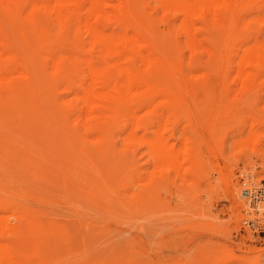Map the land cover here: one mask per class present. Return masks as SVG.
Masks as SVG:
<instances>
[{"label": "rangeland", "instance_id": "1", "mask_svg": "<svg viewBox=\"0 0 264 264\" xmlns=\"http://www.w3.org/2000/svg\"><path fill=\"white\" fill-rule=\"evenodd\" d=\"M263 20L264 0L240 2L227 21L210 18L196 53L180 37L181 66L189 72L195 58L209 81L128 145L117 127L105 147L85 140L61 103L72 97L65 83L40 80L28 109L0 106V221L24 229L27 264H264V197L254 207L242 195L264 190ZM82 35L66 47L84 48Z\"/></svg>", "mask_w": 264, "mask_h": 264}, {"label": "bare ground", "instance_id": "2", "mask_svg": "<svg viewBox=\"0 0 264 264\" xmlns=\"http://www.w3.org/2000/svg\"><path fill=\"white\" fill-rule=\"evenodd\" d=\"M252 1L155 0L150 7L149 0H0V106L25 108L35 96L40 80L47 79L51 87L65 83L64 88L72 97L61 103H65L73 118L70 124L75 123L76 131L85 133L88 138L84 135L85 140H95L105 147L111 130L117 127L128 130L127 144L151 117L162 114L157 113L159 109L177 110L184 94L209 81L212 70L199 69L195 58L189 72L181 66L180 37L184 38L185 47L196 53L199 37L210 18L227 21L240 2ZM157 11L162 13L159 20L153 14ZM176 21L180 22L171 30L170 24ZM159 24L164 25L163 30ZM70 33L75 38H80L81 33L85 35L87 41L85 38L82 39L85 42L81 41L86 43L85 49L78 48L79 45L66 47ZM32 36L45 42L44 57L42 53L39 58L32 49L35 46L30 45ZM260 67L246 71L247 76L256 77L262 72ZM61 107L62 110L64 106ZM70 135L72 139L77 136ZM159 140L158 144L156 140L152 143L159 146ZM164 143H160L161 147ZM163 149H158L161 158L168 156L167 149ZM258 190L242 191L254 207L260 200H254L252 195ZM5 221H0V264H27L29 258L20 241L24 229L18 223L8 225Z\"/></svg>", "mask_w": 264, "mask_h": 264}, {"label": "built area", "instance_id": "3", "mask_svg": "<svg viewBox=\"0 0 264 264\" xmlns=\"http://www.w3.org/2000/svg\"><path fill=\"white\" fill-rule=\"evenodd\" d=\"M264 197V190H258L257 194L252 195V198L256 201L258 200H262V198Z\"/></svg>", "mask_w": 264, "mask_h": 264}]
</instances>
